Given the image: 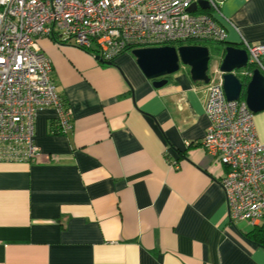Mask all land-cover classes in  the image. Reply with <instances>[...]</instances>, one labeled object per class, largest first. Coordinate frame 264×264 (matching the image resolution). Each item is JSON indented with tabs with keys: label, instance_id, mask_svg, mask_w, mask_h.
Wrapping results in <instances>:
<instances>
[{
	"label": "crops",
	"instance_id": "1",
	"mask_svg": "<svg viewBox=\"0 0 264 264\" xmlns=\"http://www.w3.org/2000/svg\"><path fill=\"white\" fill-rule=\"evenodd\" d=\"M215 1L223 49L264 44V0ZM38 44L72 128L51 132L55 111L42 109L41 157L0 161V264H264L254 226L227 215L225 168L201 145L205 83L182 66L155 88L130 51L104 64L72 42ZM253 123L264 142V110Z\"/></svg>",
	"mask_w": 264,
	"mask_h": 264
},
{
	"label": "built area",
	"instance_id": "2",
	"mask_svg": "<svg viewBox=\"0 0 264 264\" xmlns=\"http://www.w3.org/2000/svg\"><path fill=\"white\" fill-rule=\"evenodd\" d=\"M212 11L220 14L215 0H0V161L41 157L34 126L42 109L55 111L51 132L66 134L72 128L70 109L56 90L51 60L38 38L72 42L103 61L134 48L225 43L226 29ZM241 48L248 60L240 75L249 80L254 68L264 75V44L242 39ZM208 76L209 125L201 145L225 168L220 184L230 221L257 226L264 217V142L245 99H226L217 67Z\"/></svg>",
	"mask_w": 264,
	"mask_h": 264
},
{
	"label": "water",
	"instance_id": "3",
	"mask_svg": "<svg viewBox=\"0 0 264 264\" xmlns=\"http://www.w3.org/2000/svg\"><path fill=\"white\" fill-rule=\"evenodd\" d=\"M203 9H208L206 1H200ZM195 10V5L190 7ZM130 53L135 57L136 64L145 77L152 81L155 88L165 85L168 76L177 72L182 66L189 69L193 81L209 82V48L203 45H180L134 48ZM97 59H99L96 56ZM111 64L112 61H103ZM248 54L245 49L234 45H226L217 63L221 73L222 85L228 101L245 99L253 114L264 110V75L258 68L252 70L249 80H244L237 74V70L247 65Z\"/></svg>",
	"mask_w": 264,
	"mask_h": 264
},
{
	"label": "rangeland",
	"instance_id": "4",
	"mask_svg": "<svg viewBox=\"0 0 264 264\" xmlns=\"http://www.w3.org/2000/svg\"><path fill=\"white\" fill-rule=\"evenodd\" d=\"M206 47L209 48L210 51V62H209V71L213 70L216 66L217 63L219 62V57L218 54L223 51V48L220 43L216 42H203ZM179 44H175V46H178ZM237 74L245 80L243 76L240 75V70L236 71Z\"/></svg>",
	"mask_w": 264,
	"mask_h": 264
},
{
	"label": "trees",
	"instance_id": "5",
	"mask_svg": "<svg viewBox=\"0 0 264 264\" xmlns=\"http://www.w3.org/2000/svg\"><path fill=\"white\" fill-rule=\"evenodd\" d=\"M188 44L205 46L203 42H188ZM50 130L55 131L54 122L52 123ZM247 235L257 241L259 244L264 245V222L260 226H254L253 229L249 233H247Z\"/></svg>",
	"mask_w": 264,
	"mask_h": 264
}]
</instances>
